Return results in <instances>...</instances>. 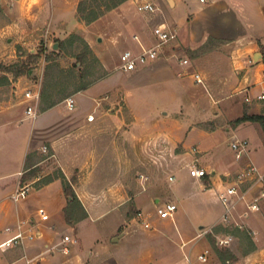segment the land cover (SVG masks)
Listing matches in <instances>:
<instances>
[{
	"label": "crops",
	"instance_id": "crops-1",
	"mask_svg": "<svg viewBox=\"0 0 264 264\" xmlns=\"http://www.w3.org/2000/svg\"><path fill=\"white\" fill-rule=\"evenodd\" d=\"M38 1L43 4L44 17L48 23L47 32L51 33L52 37L62 39L64 37L63 32H67L66 34H68L72 31H79L92 49H97L96 52L98 51L97 53H101V55V51L111 48V46H123L121 53L125 49L138 53L148 49L155 43L156 39L152 28L155 24L154 22L161 21L155 15L150 16V14L142 12L140 14L136 9L138 1H153L158 5L159 10L163 9V12L167 11L173 15L176 25L172 27L177 29L178 35L171 42L175 46L174 53L177 56L180 53L178 48L181 45L194 49L209 36L216 38H226L229 36V38H233L235 41H240L242 53H251L253 61H255V57H258L256 63H254V81L251 74L242 79V81L245 80L246 82L249 80L246 84L247 86L252 81L254 82L253 84H258L256 83L258 79L257 69L261 65H264V0H251L253 1L255 11L261 15L263 14L259 23L248 16L249 13L239 6L238 0H125L89 24H84L77 20L76 3L74 0L72 2L71 0ZM67 10V13H73L75 16V20L71 23L68 20L69 14L67 15ZM159 19L161 20V17ZM165 23L170 26L168 22ZM179 43L180 45H178ZM54 45L57 47V43ZM105 54L107 55V53ZM170 55V52H166V48L164 47L161 56L138 67V69L134 70L136 73L134 76L138 75L139 77L148 73L149 75L154 74L161 78L166 77V79L175 80L173 81L175 83H180V79H177L176 75L177 69L182 67L179 56ZM101 63L107 71V75L92 82L85 89L70 94L74 98L72 109H68L64 100L65 98H63L44 111L37 112L35 109L36 116L32 117L26 113L29 101H26L24 96L15 102L9 95H7L9 97L6 95L0 96V243L13 236L18 230L23 231L25 235L21 242L0 246V264H124L123 260H120L121 257L118 250L122 247L128 248L129 241L127 238L128 235H131V231L120 229V226L124 222L123 211L114 207L113 201L117 198L121 199L125 195V192L122 191V186L127 183L125 176L121 175L111 179L105 177V180H103L100 176L91 173L88 177L82 176V178H76L72 185L87 216L76 221L74 224H68L64 219V207L67 201L60 178H56L35 188L38 192L43 193L47 191L46 195H38L41 198L47 197L50 194L45 198V202L40 204L43 206L36 211L33 210L30 204L27 206L22 202L20 205H16L17 197L14 198L18 192V188L24 187L25 190L29 189L27 182L22 187L20 186V177L24 169L26 154L30 150L37 151L42 145H48L51 153L44 156L40 161L49 157L53 158L59 169L70 180L69 174L72 173L71 163L80 159L82 146L88 145L87 152L89 153V158L85 159L84 163H80L83 168L87 162L90 165L95 161L94 165L96 164L97 159L96 156H92L93 152L108 151V148H104L103 146L111 145V150L114 151L113 147L118 144L121 147L123 143L125 146L129 144L130 133H132V136H136V139H132L131 142L132 145L137 147H142L141 141L147 135H156L155 129L151 130V134L150 131L145 133L144 129L146 128L143 127L139 129L121 127L122 121L118 117L117 111L107 112V116L104 117L106 120H113L116 117V120L121 122V125H119L120 123L116 124L118 127L111 129L109 132L104 131L102 126H100L102 116L95 117L94 121L87 120L89 113H94L100 108L102 100L105 98L102 95L104 92L108 90L115 91V89L122 90V92L125 91L123 72H131L122 71L118 68L119 64L117 65L118 69L112 71L108 60H102ZM130 75L133 78L131 73ZM258 85L261 86L260 91L264 90V82ZM254 89L255 86L248 89V95L252 97V102H254V106L249 107V111L247 112L249 114L259 113V108L264 112V100L255 98L260 91L255 92ZM112 108L111 106L109 109ZM154 111L141 116L132 110L131 122L133 125L135 121L140 122V125H144V123L149 125L154 124L152 120L157 117V113ZM159 112H161L160 109ZM16 121L19 123L28 121L30 129L26 143H21L22 150L20 156L14 157L13 155L11 156V152H8V147L14 144L17 147L20 145L11 128V125ZM244 125L251 126L253 132L256 134L257 140L252 144L251 148H248L245 156L257 166L252 153L258 151L259 145H263L261 139L262 128L257 122L245 121L240 123L234 130ZM200 131L203 134L209 133L203 129ZM243 138L247 139L249 146L251 137L244 136ZM183 145L187 147L184 142ZM37 154L40 155L38 151ZM121 158L120 164L122 167L126 161L123 160V155H121ZM195 160L198 159L196 158ZM237 161L236 165L232 166H228L220 161L219 163L211 164L208 168L202 164L201 166L205 170L211 171V175L208 177L190 175L193 177L191 182L197 187L195 194L199 193L201 197L206 192L215 194L218 206L214 210L215 212L209 213V210L202 211L201 218L192 222L189 220L187 227H180L178 225L180 213L174 212L172 217L167 218H161L156 215V218L153 220L149 215V226L153 227V232L150 236L158 237L160 241L152 243L145 248L143 247L139 258L129 263L198 264V262H201L197 257L198 254L207 248L208 239L205 235L207 234V229L211 230L210 232L213 234L218 233V231L213 230V227L224 225V222L230 221H235L238 224L236 226L240 228H242V224L253 228L254 221L252 217L250 218L251 215H244L240 218L235 216L234 208L237 199L235 196L232 198L234 206L231 214L227 220H223L224 207L219 199V194L224 193L228 186L223 184L222 176H225L231 169L239 166L241 161ZM104 165L107 166L108 164L105 162ZM110 165L112 166V162ZM214 165H218L224 171L216 174L214 169L216 166ZM188 166L190 167L191 164L189 163ZM257 168L261 172H264V168L262 169L259 166ZM206 182L209 183L208 186L204 184ZM258 187V183H254L251 187L247 188V191L244 192L246 201L254 197L253 193H255ZM176 192V189L175 191H171L174 197H176ZM195 194L191 193L187 197H192ZM9 198H13L15 202L13 206L8 203L7 200ZM110 211L117 213V221L115 224H107L106 232L100 236L92 237L91 245H89V249L86 252L81 242L82 229L85 228L86 230L89 228V232H91V227L95 224L100 225L99 221ZM40 212L47 214V217L43 219L39 215ZM141 214L145 215L143 209L139 210L137 215ZM55 215L60 217V227L64 229L63 231L59 232V230H56L55 222L57 220L53 219ZM172 224L175 227L174 230H172ZM19 226L20 228H18ZM175 230L179 239L173 238L172 231L174 232ZM66 233L72 237H70L69 241H63V236ZM196 237L204 238V246L202 248L197 247L194 241ZM232 237V240L236 238L235 236ZM66 242L70 244L67 251H62L61 255L54 253L55 247L61 244L65 246ZM255 245L256 248L254 250L244 255H238V252H236L238 260L232 264H264V244L258 242Z\"/></svg>",
	"mask_w": 264,
	"mask_h": 264
},
{
	"label": "rangeland",
	"instance_id": "rangeland-1",
	"mask_svg": "<svg viewBox=\"0 0 264 264\" xmlns=\"http://www.w3.org/2000/svg\"><path fill=\"white\" fill-rule=\"evenodd\" d=\"M19 1L17 0L15 3V0H0V76L5 75L8 77V81L0 86V96L9 95L14 102L20 100L26 90H38L40 92L45 78L47 63L49 65L57 64L56 70L61 67L64 73L65 70L72 68L76 73L78 72L77 65H75L76 68L73 65L75 62L73 51L76 48L72 46L63 50L54 47V44L60 38L52 37L51 33L47 32L48 23L44 17L43 4L38 0H33V2H31L32 0ZM74 1L77 7L79 0ZM238 4L249 13L248 16L251 19L257 23L260 22L263 14L261 15L255 11L253 1L238 0ZM164 8L167 9L165 6ZM67 15L70 23L75 20L73 13H67ZM153 15L159 21L168 22L171 28L175 30L177 37L178 31L174 28L176 23L170 12H163V9H161ZM159 17H161V20ZM66 33H62L64 35L62 39L71 33L82 35L79 31ZM209 37L211 38L209 41L207 38L193 49L198 48L195 55L186 52V48H189L188 46L181 45L178 48L180 52L178 56L187 59V63H181L182 67L177 69V72L175 71L180 83H175L173 82L175 80L166 79V77L161 78L154 74L149 75L148 73L139 77L138 75L134 76L136 73L132 70L131 72H123L124 92L115 89V91L108 90L102 94L105 98L102 100L100 108L94 112V115L96 118L102 116L100 126H102L104 131L109 132L111 129L118 127L116 125L118 123L121 125V122H118L116 117L113 120L104 118L107 116V112L117 111V115L122 121L121 127H127L128 129L143 127L146 128L144 129L145 133L155 129V136L147 135L141 141L142 147H137L132 145L131 142L132 139H136V136H132V133H130L129 144L125 146L123 143L122 147L118 144L113 147L114 151L111 150V145L103 146L108 148V151L103 150L99 153H91L98 160H96V164L94 165L95 161L90 165L87 162L82 168L80 163H84V160L89 158L88 145H85L81 147L80 159L71 163L72 173L69 174V177L73 181L78 177H88L91 173L100 176L103 180H105V177L111 179L121 175L127 179V183L122 186V191L125 192L124 197L113 201V206L123 211L124 222L120 229L131 231V235H128L127 238L129 241L128 248L122 247L118 250L121 257L120 260H123L124 264H130L129 262L139 258L143 247L145 248L152 243L160 241V238L150 236L153 232V227H145L143 221L145 219L149 224V215L152 220L156 218V207L162 205L163 202L173 200L172 202L177 205L174 212L180 213L178 220L180 227H187L189 220L192 222L200 219L202 211L209 210L208 212L210 213L215 212L214 210L217 209L215 194L206 192L202 197L199 196V193L195 194L197 187L191 182L193 177L189 173V163L191 166L196 164V167L204 169L201 166L202 164L208 168L211 164L219 163V161L228 166L236 165L237 160V162L241 161L239 166L222 176L223 184L231 186L236 181L237 174L249 162L245 156L246 154L239 159L235 158V151L231 148L230 143L237 138L250 136L251 142L248 148H251L252 144L257 140L251 126H239L234 130L239 124H233V120L236 117L243 112H248L250 106H254L252 100L249 102L246 100L248 89L253 86H255V92L261 89L260 85L253 84L255 67L254 63H252V54L242 53L240 41H235L229 36L226 38ZM171 41L162 47H165L166 52H170L172 56L176 57L177 54H174L175 46ZM202 44L205 46L199 49ZM260 49L263 51L261 47ZM96 50L93 48L100 61L108 60L112 71L118 69L117 65L120 63L119 55L123 50V46H111V48L101 51L102 55L97 53L98 51L96 52ZM29 55H33L32 58ZM45 55L51 56L50 62L45 60ZM257 58L255 57V61ZM20 63L29 68L28 73L19 75H14V72L4 73V67H11L15 71V65ZM57 72H52V69L48 71L47 69L46 74H48V77L46 78L50 79L49 81L61 79L59 88H62L61 85H63L65 93L71 92L80 83L79 79H72L71 77L65 78L62 76L58 78ZM196 73L199 75L200 81L195 79L194 75ZM249 74L252 75L253 81L247 86L246 84L249 80L246 82L245 80L242 81V79L245 76L248 77ZM91 77L87 76L85 79L88 80ZM111 106L113 108L109 109ZM35 107L38 112L39 100ZM159 109L161 112H159ZM132 110L141 116L155 110L157 117L152 120L154 124L144 123V125H140V122L135 121L133 125L131 122ZM258 111L259 113L263 112L261 108ZM11 128L20 145L18 147L16 144L10 145L8 152H11V156L17 157L21 154V143H26L28 139L29 122L19 123L16 121L11 125ZM201 129L209 133L203 134L200 131ZM261 139L263 145H259L258 151L252 153V155L254 161L257 162V166L263 169V132ZM183 142L187 147H184ZM37 151L40 155L46 156L40 149ZM121 155H123V160L126 161L122 167L120 164ZM196 158L198 160H195ZM105 162L108 164L107 166L104 165ZM111 162L112 166L110 165ZM217 166L214 167L216 174L222 173L224 170ZM38 167L40 169L37 175L40 177L59 169L54 159L50 157L40 161ZM209 172L210 174H205V176L211 175V171ZM170 176H173L174 179L170 180ZM35 180L36 178L32 177L26 181L29 186L28 190H25L22 186V188L17 189L19 194L16 205H20L22 202L27 206L30 204L34 211L43 206L40 204L45 202V198L50 194L44 198L39 197L38 195H46L47 191L43 193L36 191V187L31 184ZM257 183L259 187L253 193L254 197L251 200L246 201L244 196L236 199L234 212L235 216L239 218L244 215H251L250 218H253L254 227L250 228L246 224H242V228L247 229L254 243L262 242L264 244V185L260 182ZM204 184L208 186L209 183L206 182ZM253 184V181L238 183V193L244 194L247 188ZM21 189L24 192H21ZM175 189L177 190L176 197L171 193ZM191 193L195 195L187 197ZM7 201L12 206L15 204L13 198H9ZM253 201L259 206L258 210L248 209V204ZM142 209L145 215H137L138 211ZM39 215L41 216L42 212ZM117 218V213L110 211L99 221L100 225L95 224L91 227V232H89V228L86 230L85 228L82 229L81 242L86 252L89 249V245H91V238L106 232L107 224H115ZM53 219L57 220L55 222L56 230H59V232L63 231L64 229L60 227V217L55 215ZM230 225L236 226L238 224L235 221L224 222V227H229ZM174 228L172 224V230ZM68 230L70 229L68 228ZM210 231L207 229V234H205L208 239L207 248L210 250V260L202 263L198 262V264H232L236 261L222 263L217 256L216 247L228 249L237 257V260L238 255H244L243 250L248 246L245 239L239 241L234 238L229 246H219L218 237L229 234L234 235L224 231H218V233L213 234ZM172 234L173 238L179 239L176 230L172 231ZM66 235L69 234L66 233ZM194 241L198 248L204 246L203 237H196ZM69 245L68 242L65 243L66 251L69 249ZM62 246L61 244L55 247L54 253L61 255ZM236 252H238V255ZM46 253L48 254V252Z\"/></svg>",
	"mask_w": 264,
	"mask_h": 264
},
{
	"label": "trees",
	"instance_id": "trees-1",
	"mask_svg": "<svg viewBox=\"0 0 264 264\" xmlns=\"http://www.w3.org/2000/svg\"><path fill=\"white\" fill-rule=\"evenodd\" d=\"M125 0H79L76 7V18L78 21L89 24L90 22L96 20L98 17H100L102 14H104L106 11L118 6L120 3H122ZM211 39L208 37V41ZM214 39V38H213ZM57 49H63L66 50V48H70L74 46L76 48L75 51H73V56L75 57L74 62V68L75 65H77L78 72L76 73L74 69L64 70L60 67L57 69V64L49 65L47 63L46 65V71H45V78L43 81L42 88L39 92V111H44L53 105H55L59 100H62L63 98H66L70 96V94H73L79 90L85 89L89 84L92 82L103 78L107 75V71L103 67L101 61L97 57V55L94 53L92 47L85 41L83 37L76 33H71L64 39H58L57 41ZM205 45L202 44L199 49L204 47ZM198 51V48L193 50L190 48H186V52L189 54L195 55V53ZM31 58L32 56L29 55ZM45 60L47 62H50L51 56L45 55ZM16 70L13 71L11 67H4V73L6 72H14V75H19L22 73H28L29 68H26V66L23 63L16 64L15 65ZM50 69H52V72H57V77H65L72 79H79L80 83L77 84L74 89L71 92H64L63 85L62 88H59V82H61V79H58V81H49L50 79L46 78L48 77L47 73ZM87 76H92L90 79L86 80L85 78ZM8 81V77L5 75L0 76V86L5 84ZM245 121H252L257 122L260 124L264 136V112L260 113H253L249 114L247 112H243L240 116L236 117L233 120L234 125H238ZM48 148V153H44L49 155L51 153L48 145H46ZM43 155L37 154L36 150H30L25 157L24 162V169L20 177V186H23L27 180L34 177L36 178L35 181H33V185L35 187H39L42 184L48 183L56 178H60L62 183V189L66 196V205L64 207V219L68 224H74L76 221L84 218L87 216V213L82 206V203L78 199L75 190L73 189V180H68L64 173L58 169L56 171H53L52 173H48L44 175L43 177H40L37 175L38 170L40 167H38L39 161L43 158ZM205 176V175H204ZM214 231H224L226 233L233 234L239 241L245 239L248 243V246L244 248L243 254H246L256 248V245L247 231V229L240 228L238 226L230 225L229 227H224V225H217L213 227ZM210 235V234H209ZM222 247H216L217 256L220 259L222 263L230 262L237 260V257L228 249H221ZM225 248V247H224Z\"/></svg>",
	"mask_w": 264,
	"mask_h": 264
},
{
	"label": "built area",
	"instance_id": "built-area-1",
	"mask_svg": "<svg viewBox=\"0 0 264 264\" xmlns=\"http://www.w3.org/2000/svg\"><path fill=\"white\" fill-rule=\"evenodd\" d=\"M200 1H204V0H200ZM136 9L139 12L153 15L159 10V7L153 1H138V3H136ZM152 32L156 39L155 43L148 49L138 53L125 49L120 54V63L118 65L119 69H121L122 71H132L158 58L163 53L164 47L162 46L169 43L171 40L175 39L176 37L175 30L170 26H168L164 21L155 23L153 25ZM179 60L181 63H187V59H185L184 57L183 58L179 57ZM252 63H256V61H252ZM257 73H258V79L256 83L258 84L263 83L264 65H261L257 69ZM194 76L197 81L201 80L197 73ZM23 96L26 99V101H29V104H27L26 107L27 115L35 117L36 116L35 106L37 105V101L39 99V91L29 89L24 92ZM255 98H257L258 100H264V90L262 89L256 95ZM64 100L66 102L68 109H72L74 106V98L70 95L66 97ZM246 100L249 102L252 100V97L248 95L246 96ZM87 120L88 121L95 120V115L93 112L87 115ZM230 146L235 151V158L237 159L241 158L243 155L247 154L248 152V141L245 138L235 139L231 141ZM40 151L43 153H48L47 146L42 145ZM189 173L190 175L195 177H202L210 172H208L203 168H198L195 165H193L189 167ZM169 179L173 180L174 177L170 176ZM246 181H253V183L260 182L262 183V185H264V172H261L257 168V166L251 161L247 162L246 165L242 168V170L237 174V179L233 183V185L228 186L224 193L219 194V199L224 207L223 220H227L228 216L231 214V210L234 206L232 198L234 196L237 198L244 196V194L238 193L237 187H238V183L246 182ZM21 192H24V190L21 189ZM18 194L19 191L16 193L14 198H16ZM248 209L258 210L259 206L255 201H253L252 203L248 204ZM175 210H176V204L174 202L165 201L163 202L162 205L156 207V214L161 218L172 217ZM41 217L44 219L47 217V214L42 213ZM143 225L145 227L149 226L148 222L146 221H143ZM18 228H20V226ZM24 236L25 235L23 231L18 230L13 236L0 243V246L12 245L14 243L21 242ZM69 239H70L69 235L63 236V241H69ZM232 239H233L232 235L229 234V235H224L223 237H218L217 242L219 246L226 247L230 244ZM66 249H67L66 246L62 247V251H66ZM209 255H210V250L206 248L201 253H199L197 257L201 262H207L209 259Z\"/></svg>",
	"mask_w": 264,
	"mask_h": 264
},
{
	"label": "water",
	"instance_id": "water-1",
	"mask_svg": "<svg viewBox=\"0 0 264 264\" xmlns=\"http://www.w3.org/2000/svg\"><path fill=\"white\" fill-rule=\"evenodd\" d=\"M56 45H54V47H55Z\"/></svg>",
	"mask_w": 264,
	"mask_h": 264
}]
</instances>
